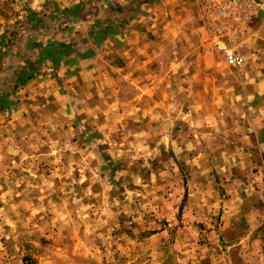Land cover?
I'll return each mask as SVG.
<instances>
[{"label":"rangeland","instance_id":"1","mask_svg":"<svg viewBox=\"0 0 264 264\" xmlns=\"http://www.w3.org/2000/svg\"><path fill=\"white\" fill-rule=\"evenodd\" d=\"M26 1L0 30V99L13 101L0 106V264H264V214L249 213L264 206L262 0L245 36L223 40L242 64L227 62L196 0L194 13H168L169 29L153 26L138 86L81 79L44 102L19 93L18 72L123 46L145 0H80L72 12ZM48 40L73 52L38 61Z\"/></svg>","mask_w":264,"mask_h":264},{"label":"crops","instance_id":"2","mask_svg":"<svg viewBox=\"0 0 264 264\" xmlns=\"http://www.w3.org/2000/svg\"><path fill=\"white\" fill-rule=\"evenodd\" d=\"M38 1L42 0H27L26 2L27 4L35 5ZM79 1L80 0H59V3L55 4H59L60 7H69ZM261 2L264 7V0ZM176 5H178L177 7L181 6L193 11V13L197 6L196 0H153L152 2L145 0L141 4L139 12L132 15V18H129V28L124 32L126 43L123 46L119 45L116 40L111 41V43L110 40H105V45L101 46L102 48H100L98 52H95L92 56L78 59V62L75 64L63 62L57 69H54L55 71L49 63L43 64L41 73L28 80L24 86L20 88L19 93L26 97L30 95L36 96L39 100L43 97H45L47 101H50V99L53 101V98L61 100L63 98L61 97V95H63L61 92H64L63 87L74 89L75 84L81 79L88 83H95L96 78H100L99 82L96 81V83H102L103 78H106L105 80H109L110 85H114V80H118L122 76L129 80V82L138 86L137 79L139 77H144L143 72L148 68L150 55L154 52L151 48L152 46H150L148 42L152 38L151 29L158 24L156 28L162 31L166 28L169 29L167 26L170 22L174 24L177 23L178 19L176 21L174 17L177 16L176 14L173 13V15H170V17L173 16V18H169L168 16V13L171 14L176 8ZM21 6L20 0H0L1 31L5 27L6 22L16 15V12L14 15H11V12H7L6 9L11 7V9L15 10L16 7ZM17 16L19 17V15ZM187 16L188 19L192 17L190 13H188ZM260 16L259 23L263 22L264 13L261 12ZM257 36L255 35L256 38H253V40L255 41L258 39L257 44L260 50L261 44H259V40L262 38L261 33L258 38ZM249 39L251 40V38ZM139 41H141V44H138ZM213 65L217 70L222 71L224 69L220 62ZM254 65H256L255 62ZM141 80L142 79H139V81ZM257 80V83L261 84V79L257 78ZM254 82H256V79H254ZM41 93L44 95H41ZM40 101L44 102L43 100ZM249 213L255 217L258 215L260 216L262 213L264 214V206H253ZM258 234L259 239L257 242H261L264 245V228L260 230Z\"/></svg>","mask_w":264,"mask_h":264},{"label":"built area","instance_id":"3","mask_svg":"<svg viewBox=\"0 0 264 264\" xmlns=\"http://www.w3.org/2000/svg\"><path fill=\"white\" fill-rule=\"evenodd\" d=\"M203 19L213 27L220 39L218 48L226 53L227 62L232 65L242 64L244 55L234 44H227L224 39L239 41L245 36L247 27L257 8L256 0H199Z\"/></svg>","mask_w":264,"mask_h":264},{"label":"trees","instance_id":"4","mask_svg":"<svg viewBox=\"0 0 264 264\" xmlns=\"http://www.w3.org/2000/svg\"><path fill=\"white\" fill-rule=\"evenodd\" d=\"M79 5L80 4H73L71 6H69V8H66L65 11L67 12H72L75 10L79 9ZM29 14L31 15L30 19H39V12L33 11V10H29ZM110 26H107L105 28H99L96 29V27L93 29L92 33H93V37L92 39L94 41H100L102 39V36L104 37L105 34L107 33V31L109 30ZM32 40V39H31ZM40 44V43H39ZM40 48H42V50L39 52V60L41 59L44 60L45 58L52 61L53 63H56V66L58 65L57 63H60V60L66 58L68 55H70L73 52V47L70 43H65L62 41H58V40H48V42H46L44 45L40 44ZM91 47H93L92 45H90L87 49V51H91ZM89 52L87 54H89ZM77 53V55L81 56L84 55L83 53H79V52H74ZM86 54V53H85ZM36 70V67L33 68L32 64H28L27 65V69L26 67L23 69H21L18 74H17V81L20 82V84H22L23 82H27L32 76L34 71ZM13 103V101L11 99H9L8 97V92L5 93V95H3V97L0 99V106H6L7 104H11Z\"/></svg>","mask_w":264,"mask_h":264}]
</instances>
